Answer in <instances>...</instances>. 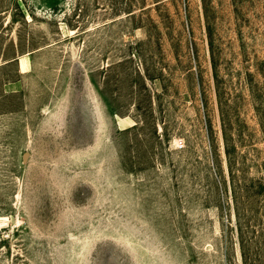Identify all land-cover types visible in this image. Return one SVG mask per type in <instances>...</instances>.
<instances>
[{
	"label": "rangeland",
	"instance_id": "obj_1",
	"mask_svg": "<svg viewBox=\"0 0 264 264\" xmlns=\"http://www.w3.org/2000/svg\"><path fill=\"white\" fill-rule=\"evenodd\" d=\"M0 264H264V0H0Z\"/></svg>",
	"mask_w": 264,
	"mask_h": 264
}]
</instances>
